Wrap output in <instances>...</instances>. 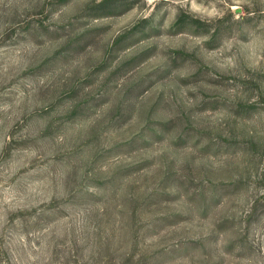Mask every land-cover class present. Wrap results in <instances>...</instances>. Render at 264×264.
<instances>
[{
    "label": "rangeland",
    "instance_id": "1",
    "mask_svg": "<svg viewBox=\"0 0 264 264\" xmlns=\"http://www.w3.org/2000/svg\"><path fill=\"white\" fill-rule=\"evenodd\" d=\"M0 264H264V0H0Z\"/></svg>",
    "mask_w": 264,
    "mask_h": 264
}]
</instances>
